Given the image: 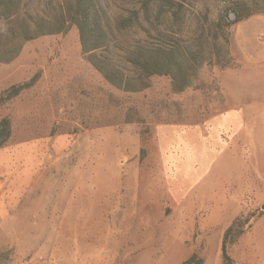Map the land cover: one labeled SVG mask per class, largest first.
Masks as SVG:
<instances>
[{"label":"rangeland","instance_id":"374dc122","mask_svg":"<svg viewBox=\"0 0 264 264\" xmlns=\"http://www.w3.org/2000/svg\"><path fill=\"white\" fill-rule=\"evenodd\" d=\"M172 1L177 20L141 18L126 31L118 21L139 0H23L14 23L0 18L3 41L23 21L45 33L0 62V96L37 77L0 107L11 124L0 264H182L194 254L225 264L236 220L245 232L228 245L234 263L264 264V0ZM78 19L106 32L94 59L124 87L90 62ZM159 47L180 62L184 90L169 74L142 79L134 62ZM37 140L45 152L14 199L27 168L1 153Z\"/></svg>","mask_w":264,"mask_h":264},{"label":"trees","instance_id":"16d2710c","mask_svg":"<svg viewBox=\"0 0 264 264\" xmlns=\"http://www.w3.org/2000/svg\"><path fill=\"white\" fill-rule=\"evenodd\" d=\"M23 0H0V18L4 19L7 23H14L21 11V3ZM139 10L127 17H123L118 21V29L120 31L130 30L139 25L142 20L151 25L157 24L162 18L167 15L177 20L180 13V5H176L172 0H139ZM140 13L142 15L140 16ZM24 22V23H23ZM18 30H10V36H6L7 40L3 41L0 35V62H10L15 59L21 52L23 45L30 40L45 34L39 32L31 22L23 21ZM76 25L80 31V38L85 53L91 55L90 62L95 68L105 77L106 80L111 82L117 87H124L125 82L123 77L115 76L106 68L104 62L95 60L96 52L106 49L109 46L110 40L103 29H98L93 22L86 20H76ZM36 29V30H35ZM60 31V30H57ZM5 38V39H6ZM10 42H15L13 50L9 48ZM17 43V44H16ZM170 52V51H169ZM165 48H155L154 54L145 58L143 62L135 61L134 63L140 66L145 75L142 79L149 78L155 74H169L174 79V89L182 91L188 87L187 83H180L177 80L175 67H180V62L174 55L166 56L169 53ZM173 54V53H172ZM37 80V77L31 79L30 82L20 85H13L2 96H0V107L9 100L17 97L22 91L32 87ZM143 80H141L142 82ZM143 87L146 84L143 83ZM138 88V87H137ZM133 88V89H137ZM11 136V124L8 118H5L0 123V148L3 147ZM245 232L244 223L236 220L225 232L222 242V257L225 264H235L233 259L228 253V245L234 243L238 237ZM6 254H0V259L6 258ZM204 260L197 254L192 255L185 260L182 264H203Z\"/></svg>","mask_w":264,"mask_h":264},{"label":"crops","instance_id":"0c3cea01","mask_svg":"<svg viewBox=\"0 0 264 264\" xmlns=\"http://www.w3.org/2000/svg\"><path fill=\"white\" fill-rule=\"evenodd\" d=\"M225 114L224 116H227ZM45 141L37 140L33 142H26L16 147L15 150L5 151L1 153L2 158L11 160L13 163L19 162L20 164L26 165L25 178L21 177L18 181L14 182L12 188L13 198L22 196L24 191L28 188L31 183V174L39 166L41 162V155L45 152L44 146ZM1 182V179H0ZM1 185V183H0Z\"/></svg>","mask_w":264,"mask_h":264},{"label":"water","instance_id":"95a60500","mask_svg":"<svg viewBox=\"0 0 264 264\" xmlns=\"http://www.w3.org/2000/svg\"><path fill=\"white\" fill-rule=\"evenodd\" d=\"M263 209H264V205H263Z\"/></svg>","mask_w":264,"mask_h":264}]
</instances>
